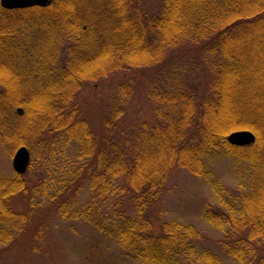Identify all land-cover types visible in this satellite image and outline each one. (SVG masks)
Masks as SVG:
<instances>
[{
	"label": "trees",
	"instance_id": "trees-1",
	"mask_svg": "<svg viewBox=\"0 0 264 264\" xmlns=\"http://www.w3.org/2000/svg\"><path fill=\"white\" fill-rule=\"evenodd\" d=\"M158 1L152 14L144 0H53L48 8L14 10L0 6V67L18 65L20 37L32 27H64L74 36L68 37L72 65L52 61L58 52L49 37L36 53V70L27 68L20 75L14 67L12 78L22 77L9 87L0 78V131L7 130L16 146L47 159L55 158L57 139L75 146V166L65 167L62 185L48 204L56 202L63 219L85 223L108 237L125 258L141 264H264V56L238 46L241 37L253 34L245 22L264 30V0ZM205 7L206 15L201 11ZM238 7L244 16L235 14ZM187 40L201 51L194 65L202 61L209 67L185 78L172 74L151 86V121L125 119L123 102L132 92L128 86L119 87L120 97L109 98L99 129L77 116L73 96L83 83L118 71L149 72L164 61V47ZM27 50L36 52L31 43ZM251 126L260 135L254 145L227 142L230 132ZM221 155L252 168V194H243L249 196L238 209L230 205L229 214L204 211L208 224L229 231L220 242L221 256L205 248L196 251L191 225L165 222L156 233L145 214L159 200L172 167L205 178V160ZM24 174L0 177L1 247L13 246L37 223V203L49 196L44 180L27 182ZM85 187L88 203L70 209ZM38 236L33 239L41 240Z\"/></svg>",
	"mask_w": 264,
	"mask_h": 264
},
{
	"label": "rangeland",
	"instance_id": "rangeland-1",
	"mask_svg": "<svg viewBox=\"0 0 264 264\" xmlns=\"http://www.w3.org/2000/svg\"><path fill=\"white\" fill-rule=\"evenodd\" d=\"M52 3L53 0L44 8L51 7ZM143 3L150 14L155 13L160 5L158 0H144ZM36 7L42 8L34 6V8ZM239 8L236 9L235 14L244 16L243 11H239ZM201 11L205 15L208 13L206 7ZM245 24H248L247 26L253 34L247 37L251 33L249 32L245 37H241L238 46L246 50L254 48L258 56H264L262 49L264 30L261 27L258 29L257 26H251L250 22H245ZM69 31H66L64 27L50 30V27L46 29L42 26L40 28L32 27L31 33L24 31L20 37L22 44L19 58L16 61L18 65L13 66V68L21 71L20 75L26 73L27 68L31 70L37 68L39 59L36 57V53L40 51V48H43V42L49 41L51 43L55 41L54 45L58 52L52 61L60 65H64V63L72 65L69 57L71 58L70 51L73 49V44L68 40V37L74 36L69 34ZM118 34L117 37H122L120 32ZM49 37L52 39L48 41ZM186 42L188 43L184 41L175 48L164 47L160 55V59L164 61L161 65H156V69H151L149 72L139 70L118 71L106 77H99L95 81L83 83L82 87L77 90L75 97L73 96L74 104L77 106V116L81 115L84 119H88L92 127L99 129V121L102 119V113L104 114V107L109 98L120 97L119 87L128 86L132 92H129L125 102H123L125 119L136 124L151 121L155 115V103L148 95L151 86L162 83L165 79L168 80L172 74L175 77L184 76L185 78L192 75L193 72L196 74L206 73V68L209 67L202 61L199 62L198 67L194 65L202 57L201 51L194 49L199 47V44H192L190 40ZM29 43L35 46L36 52L33 54L29 50L25 51L28 49ZM8 61L6 59V62ZM6 65V67L4 65L0 67V78L7 80L4 85L9 87L16 82L18 77L21 78L22 76L16 74V77L12 78L13 68L11 69L10 64ZM10 76L11 78H8ZM253 101L252 97L251 102ZM244 109L245 106L243 105L240 111L244 113ZM260 117L261 113L255 119L259 124L263 123L260 119L263 117L264 120V115ZM253 129L255 128L251 126L235 131L251 132L256 141L260 135L258 132L256 135ZM1 131L0 177L10 178L14 172L12 169L14 152L23 146H16L7 130L6 132ZM255 141L246 147L254 145ZM56 143L55 158L49 157L47 159L38 152H29L31 165H28L24 179L27 182L44 180L43 189L46 192L48 190L49 196L47 199H40L38 201L40 205L37 203L38 209L36 214L34 213L37 223L35 222L27 228L25 234L20 236L13 246L9 248L0 246V264H141L125 258L115 243L98 233L92 226L63 219L57 213L58 204L56 202L48 204L51 201L50 195L54 194L52 192L57 186L62 185V178L67 173L66 168L75 166V146L67 143L65 146V143L58 139ZM27 150L29 151V149ZM205 169L208 172L204 178L195 176L183 168L173 166L169 178L159 194V200L153 209L145 214V217L151 222L156 233L160 232L162 223L165 222L191 225L197 233V238L193 241L196 245V251L205 248L221 256L220 242L221 239H225V236H230L229 231L224 233L208 224L203 218L204 211L211 209L217 213L229 214L227 208L230 205L235 210L238 209L240 200L249 196L243 194H252L251 187H249L252 168L246 162H240L232 156L221 155L205 160ZM88 198L89 192L85 187L75 197L73 207L70 209H81L88 203ZM16 209L20 211L21 208ZM36 234H39L38 237L41 240L33 239Z\"/></svg>",
	"mask_w": 264,
	"mask_h": 264
},
{
	"label": "water",
	"instance_id": "water-1",
	"mask_svg": "<svg viewBox=\"0 0 264 264\" xmlns=\"http://www.w3.org/2000/svg\"><path fill=\"white\" fill-rule=\"evenodd\" d=\"M52 0H0L2 8L7 10L26 9L34 6L46 7ZM255 141V137L248 131H235L227 136L230 145L242 147L250 145ZM30 154L25 147L16 149L12 158V169L15 173L23 175L29 165Z\"/></svg>",
	"mask_w": 264,
	"mask_h": 264
}]
</instances>
